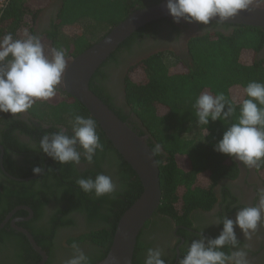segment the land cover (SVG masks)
Returning <instances> with one entry per match:
<instances>
[{
	"label": "trees",
	"instance_id": "trees-1",
	"mask_svg": "<svg viewBox=\"0 0 264 264\" xmlns=\"http://www.w3.org/2000/svg\"><path fill=\"white\" fill-rule=\"evenodd\" d=\"M55 1L7 0L0 11V38L7 33H11L14 39L37 35L39 16ZM163 1L59 0L60 6L49 39L55 49L66 52V57H76L93 43L85 36L68 39L62 34L65 28L91 22L105 25L110 31L132 12ZM173 24L174 20L162 19L139 29L91 79L90 90L124 123L126 118L123 114L103 99L101 87L94 84L98 82L99 86L103 85L109 77L106 70L118 63L120 55L130 52L137 40L156 34L164 25ZM200 25L211 28L203 36L190 40L188 59H180L169 52L154 54L131 67L124 80L126 103L136 119L137 127L133 131L140 137L148 136L147 143L159 163L162 190L160 207L138 237L134 264H144L141 257L148 250L143 242L147 230L160 225L172 228V222L179 228L180 235L189 236L195 215L210 212L218 204L217 188L223 182L234 181L239 176L237 161L216 152L214 145L239 116V104L247 98L244 91L246 85L251 81L264 83V29L216 22ZM221 29L231 31L225 34ZM203 92L212 95L223 92L229 100L236 101L234 115L228 120L210 121L209 125L198 124L193 104ZM28 113L51 127L45 134L58 131L59 126L70 131L75 114L90 116L82 104L65 92H57L47 101L37 100ZM5 115L0 113V118ZM194 131L202 134L201 137L189 138L188 135ZM12 133L13 130L7 127L0 141L5 148L3 166L14 178H31L36 175L32 170L38 164H27L25 168L14 170L8 165V160L11 150L15 148L23 156L29 151L33 153H29L26 163L30 156L33 163L39 162L34 158V153L38 151L25 149L28 147L13 140ZM97 133L104 150L97 152L91 165L83 161L82 168L73 164L61 165L46 155L49 162L47 167H43V175L36 180L22 182L9 179L0 168V225L19 206L32 209L33 219L19 226L29 231L46 252V264L56 262L55 240L61 232L71 229L80 234L68 238L70 248L74 242L78 244L90 257L91 264L104 260L112 246L119 220L142 194V183L136 172L114 148L98 124ZM157 145L159 151H155ZM257 171L264 182V161L260 162ZM98 173L111 175L117 181L118 188L114 196L96 198L79 189L77 178H95ZM120 184L124 185L123 191L119 188ZM223 199L225 209L236 204L227 188L223 191ZM50 205L52 207L45 213L46 207ZM22 214L28 215L24 211ZM63 250L64 255L68 256V251ZM185 250L183 246L176 264L183 258ZM224 251L228 252L229 249L225 248ZM41 260L28 239L16 231L10 222L0 230V264H39ZM174 263L175 256L169 264Z\"/></svg>",
	"mask_w": 264,
	"mask_h": 264
},
{
	"label": "clouds",
	"instance_id": "clouds-1",
	"mask_svg": "<svg viewBox=\"0 0 264 264\" xmlns=\"http://www.w3.org/2000/svg\"><path fill=\"white\" fill-rule=\"evenodd\" d=\"M166 8L175 23L210 25L213 21L224 23L242 12L264 9V0H167ZM66 52L53 49L46 52L41 38L28 35L14 39L11 33L0 38V113L12 116L28 112L37 100L53 98L63 83L67 67ZM247 96L239 104V116L214 145L218 153L231 157L248 168L258 167L264 161V83L249 82ZM197 122L209 125L210 121L228 120L237 110V102L229 100L223 92L216 95L201 93L193 104ZM70 133L64 128L45 134L39 141V151L61 165H91L98 151L104 150L97 133V122L92 117L75 114ZM155 151H159L157 145ZM34 174L44 173L42 166L33 168ZM76 184L81 191L96 198L114 196L118 184L113 176L98 173L95 178L79 177ZM119 188L123 191L124 185ZM258 202L237 210L235 219L227 215L212 224H222L215 238L197 233L199 239L185 244L179 264H250L247 245L240 247L235 229L238 227L245 239L250 240L264 221V187L257 189ZM211 225V224H210ZM73 252L64 264H91L90 257L75 242ZM229 251L225 252L224 249ZM144 264H167L160 247L149 248Z\"/></svg>",
	"mask_w": 264,
	"mask_h": 264
},
{
	"label": "flooded vegetation",
	"instance_id": "flooded-vegetation-1",
	"mask_svg": "<svg viewBox=\"0 0 264 264\" xmlns=\"http://www.w3.org/2000/svg\"><path fill=\"white\" fill-rule=\"evenodd\" d=\"M59 6V0L53 2L49 9L44 13L45 17L55 14L54 17L56 19ZM54 17H52L51 21H46V23L44 19L43 22L40 23L39 27H37V36L41 38L42 44L44 42L48 43L50 48L45 44L43 45L46 52L49 53L51 50L55 49L53 47V42L49 39V34L51 33L53 24L55 22ZM210 28L211 27L205 28L199 23L195 22L187 23L183 20L180 23L174 22L173 25H164L162 30L158 31L156 34H151L141 40H137V43L133 44V49L130 52H125L122 56L120 55L118 63L112 65V67H109L106 70L109 77L108 79L104 80L103 85L99 86L98 82H96L94 85L101 87L100 94L103 99L108 100L109 103L116 110H118V112L122 113L124 118H126L127 125H129L132 129H135V127H137V125H135L136 119L126 103L124 91L125 77L129 69L134 67L129 65V62L140 58V60L137 61L140 63V61L148 58L151 55L168 52L173 53L175 57L186 60L189 58L188 44L190 40L195 37L203 36ZM229 31H231V29H221V32L225 34L229 33ZM72 58L73 57L71 56L66 57L67 63L68 60ZM57 92L63 93L61 85L59 86V90ZM7 127L13 130V140L27 146L28 148H25L27 150L34 149L38 151L34 153V158L39 161L36 162L34 159L35 162L33 163L30 156L29 162L26 163L25 161L30 151L23 156L20 154L21 151L14 148V150H11L12 153H10L8 165L12 166V169L14 170L25 168L27 167V164H38L39 166L47 167L49 161L47 160L46 154H44L43 151H39V141L42 136L45 135L46 131H49L51 127L41 122L39 119L34 118L28 112L17 114L15 116H12L10 113H6L5 117L0 118V141H2L4 138L2 134L5 133V129ZM59 128L61 127L59 126ZM65 130L71 134L68 129ZM0 147L4 149L5 154L4 146L0 144ZM17 148H19V145ZM1 154L2 152H0V160ZM32 154L33 153H30V155ZM238 163L240 170L238 178L234 181H231L228 184V187H226V185L225 187L224 185L219 187V202L213 210L195 215L196 218L194 219V225L190 230L191 234H189V236L183 237L180 235L179 228L175 227L174 223L171 222L172 228L166 227V225H160L157 228H150L147 230L143 239L145 246L148 249L160 247L164 251V259L166 260L167 264L172 263L174 256V264H176L180 257L181 248L185 246L186 242L190 244L192 240L199 239L197 233L203 230L204 236L208 238H215L220 234L223 226L222 224L215 225L212 223L219 221L225 215L234 220L238 209L244 206H254L258 202L257 189L264 187V183L257 175V167L250 169L244 166L242 163ZM82 166V163L79 166L75 165L77 168H82ZM2 173L9 179L15 180L17 182L36 180L43 175V173H41L36 174L31 178L17 179L11 176L7 171V174L3 172V170ZM0 181H2L1 173ZM225 188L230 190L232 196L236 200V204L229 206V209H225L224 207L223 191ZM226 206H228V204H226ZM24 207L27 206H19L7 216L8 218L13 214L9 221L10 223L15 221V224L19 226V224H23L33 219V217L29 219V212L25 210ZM51 207L52 205L46 207L45 213H48ZM234 209L235 211L231 212V210ZM23 211L27 212L28 215L22 214ZM17 214L19 216H17ZM79 222H82L81 219H79ZM235 231L237 233L238 239L241 242L240 247L243 248L245 245L248 246L246 250L248 251V259L250 264H264V221H262L258 232L255 233L250 240L245 239L243 233L238 227L235 229ZM79 234V231H76L75 229L65 231V233L61 232L59 234L55 240L56 252L54 257L56 258V262H54V264H60L61 261L64 262L66 259L70 258L73 249L67 244V241L69 240L68 238L70 236H77ZM63 249L68 251V256L64 255L65 252ZM146 255L147 250L144 251V256L141 257L143 262Z\"/></svg>",
	"mask_w": 264,
	"mask_h": 264
},
{
	"label": "water",
	"instance_id": "water-1",
	"mask_svg": "<svg viewBox=\"0 0 264 264\" xmlns=\"http://www.w3.org/2000/svg\"><path fill=\"white\" fill-rule=\"evenodd\" d=\"M166 3L167 0L132 12L97 43L82 54L68 60L61 84L63 92L82 104L90 116L96 120L114 148L136 172L143 187L141 196L119 220L109 253L97 264H134L138 237L160 207L162 190L159 163L147 143L148 136L140 137L127 123L121 121L90 90V82L98 69L139 29L162 19L174 20L167 11ZM222 24L264 29V9L242 12L233 20ZM0 148L2 152L0 165L6 173L3 166L4 149ZM24 209L29 212V219L34 217L32 209L29 207ZM12 216L13 214L0 225V230L9 223ZM11 226L22 233L41 256L42 260L39 264H46L48 260L46 252L36 243L29 231L16 225L15 221L11 223Z\"/></svg>",
	"mask_w": 264,
	"mask_h": 264
},
{
	"label": "rangeland",
	"instance_id": "rangeland-1",
	"mask_svg": "<svg viewBox=\"0 0 264 264\" xmlns=\"http://www.w3.org/2000/svg\"><path fill=\"white\" fill-rule=\"evenodd\" d=\"M44 13H42L39 16L37 27H39L40 23L43 22L44 19H45V23H46V21L49 22V21H51L52 17H54V15H55V14H52L51 16L45 17ZM54 19H55V17H54ZM37 27H36V30H37ZM108 32H109V28L107 26L100 25V24H94L91 22H82V23H80L74 27H68V28H65L64 30H62V34L65 37H67L68 39H74L76 37L85 36L87 38V40L93 44L98 42L100 39H102V37L105 34H107ZM43 44H45L47 47H49L48 43L44 42ZM139 60H140V58L134 59V60L129 62V65L136 66L137 64H139L137 62ZM201 135L199 134V132L194 131V132H191L188 136H189V138L198 139L201 137Z\"/></svg>",
	"mask_w": 264,
	"mask_h": 264
},
{
	"label": "crops",
	"instance_id": "crops-1",
	"mask_svg": "<svg viewBox=\"0 0 264 264\" xmlns=\"http://www.w3.org/2000/svg\"><path fill=\"white\" fill-rule=\"evenodd\" d=\"M238 163V162H237ZM238 166H239V163H238ZM240 171V170H239ZM257 175H258V177H259V174H258V171H257ZM260 178V177H259ZM261 179V178H260ZM262 181V180H261ZM263 182V181H262ZM230 182H223L221 185H224V187H225V185H226V187H228V184H229ZM264 183V182H263ZM220 185V186H221ZM219 186V187H220ZM219 187L217 188V192H218V190H219Z\"/></svg>",
	"mask_w": 264,
	"mask_h": 264
},
{
	"label": "built area",
	"instance_id": "built-area-1",
	"mask_svg": "<svg viewBox=\"0 0 264 264\" xmlns=\"http://www.w3.org/2000/svg\"><path fill=\"white\" fill-rule=\"evenodd\" d=\"M6 3H7V0H0V11L4 8Z\"/></svg>",
	"mask_w": 264,
	"mask_h": 264
}]
</instances>
